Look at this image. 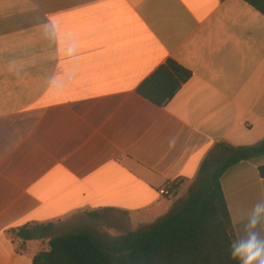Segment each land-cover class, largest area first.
Returning <instances> with one entry per match:
<instances>
[{
	"label": "crops",
	"instance_id": "obj_1",
	"mask_svg": "<svg viewBox=\"0 0 264 264\" xmlns=\"http://www.w3.org/2000/svg\"><path fill=\"white\" fill-rule=\"evenodd\" d=\"M169 59L192 76L158 107L137 90ZM263 139L264 16L243 0H0V264L154 224L214 148ZM262 165L220 179L236 242L264 205Z\"/></svg>",
	"mask_w": 264,
	"mask_h": 264
},
{
	"label": "trees",
	"instance_id": "obj_2",
	"mask_svg": "<svg viewBox=\"0 0 264 264\" xmlns=\"http://www.w3.org/2000/svg\"><path fill=\"white\" fill-rule=\"evenodd\" d=\"M264 16V0H243ZM192 73L169 59L138 88L140 96L158 107L167 105ZM220 166L200 177L189 196L172 211L145 228L107 240L86 230L52 238L48 250L38 252L32 264H239L230 258L236 243L232 222L220 185L232 166L264 157V139L248 147H228ZM264 178V165L258 167ZM32 239L30 229L19 232Z\"/></svg>",
	"mask_w": 264,
	"mask_h": 264
},
{
	"label": "clouds",
	"instance_id": "obj_3",
	"mask_svg": "<svg viewBox=\"0 0 264 264\" xmlns=\"http://www.w3.org/2000/svg\"><path fill=\"white\" fill-rule=\"evenodd\" d=\"M264 205H257L256 210L249 219L248 235L230 246V258L238 260L239 264H264V239L256 231L259 216Z\"/></svg>",
	"mask_w": 264,
	"mask_h": 264
},
{
	"label": "rangeland",
	"instance_id": "obj_4",
	"mask_svg": "<svg viewBox=\"0 0 264 264\" xmlns=\"http://www.w3.org/2000/svg\"><path fill=\"white\" fill-rule=\"evenodd\" d=\"M226 156H227V154L225 152H223V150H221L220 148H214V150L210 154V158H208L209 159V166L210 167L208 168V170H207L206 173H210L213 169H215L218 166H220L222 164V162L224 161V159H225ZM196 182H197V179L191 184L189 190H191L192 188H194ZM188 194H189V192H187L186 197L188 196ZM99 229L100 228H97L98 231H92V233L105 234V233L99 232ZM119 234H115V235H119ZM106 239L107 240H111V238H106ZM46 250H48V248H46L44 251H46Z\"/></svg>",
	"mask_w": 264,
	"mask_h": 264
},
{
	"label": "built area",
	"instance_id": "obj_5",
	"mask_svg": "<svg viewBox=\"0 0 264 264\" xmlns=\"http://www.w3.org/2000/svg\"><path fill=\"white\" fill-rule=\"evenodd\" d=\"M175 188L173 186L167 185L159 191L162 196L172 197L175 194Z\"/></svg>",
	"mask_w": 264,
	"mask_h": 264
},
{
	"label": "water",
	"instance_id": "obj_6",
	"mask_svg": "<svg viewBox=\"0 0 264 264\" xmlns=\"http://www.w3.org/2000/svg\"><path fill=\"white\" fill-rule=\"evenodd\" d=\"M32 235L34 238L38 236V228H34V230L32 231Z\"/></svg>",
	"mask_w": 264,
	"mask_h": 264
}]
</instances>
